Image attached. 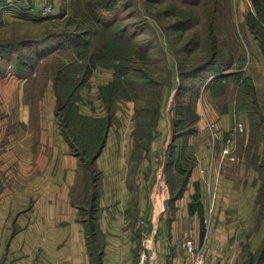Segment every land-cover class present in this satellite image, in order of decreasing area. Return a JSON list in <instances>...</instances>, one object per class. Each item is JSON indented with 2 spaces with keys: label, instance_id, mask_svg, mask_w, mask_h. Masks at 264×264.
Returning a JSON list of instances; mask_svg holds the SVG:
<instances>
[{
  "label": "crops",
  "instance_id": "obj_1",
  "mask_svg": "<svg viewBox=\"0 0 264 264\" xmlns=\"http://www.w3.org/2000/svg\"><path fill=\"white\" fill-rule=\"evenodd\" d=\"M232 75L223 72L195 88L196 118L187 133L176 130L174 137L160 107L142 151L134 144L130 102L111 111L115 120L95 159L99 264H136L144 237L151 246L147 264H189V253L176 243L184 235L205 249V264H246L258 255L264 246L258 212L263 173L253 158L262 153L250 145L247 124L237 136L235 159H221L220 153L228 129L242 122ZM109 83L87 86L100 93ZM22 88L10 89L16 118L0 120V264H93L80 212L86 189L77 195L76 188L81 158L54 119V98H46L41 86L35 93L40 115L30 120L32 100ZM78 106L93 117L109 113L103 99ZM210 122L218 129L214 141Z\"/></svg>",
  "mask_w": 264,
  "mask_h": 264
},
{
  "label": "rangeland",
  "instance_id": "obj_2",
  "mask_svg": "<svg viewBox=\"0 0 264 264\" xmlns=\"http://www.w3.org/2000/svg\"><path fill=\"white\" fill-rule=\"evenodd\" d=\"M45 1L0 0L3 123L16 118L10 89L19 87L25 88L24 98L32 100L30 120L39 118L35 93L43 86L46 98L51 96L56 102L54 119L61 127L67 120L70 124L64 129L77 139L80 132L87 130L85 125H98L97 121L73 109L72 104L70 112L65 113L66 107L59 115L56 113L59 97L55 77L74 79V103L89 107L95 100L105 99L102 92L88 87V82L110 80L112 84L106 91L109 118L105 125L109 128L114 123L110 111L130 102L134 144L137 151H142L149 140L150 123L160 115L159 107L162 115L167 114L171 128L179 117L194 119L195 88L200 89L209 77L230 71L243 92L239 119L243 126L248 125L250 145L263 150L254 128L261 126L257 122L264 114V53L259 44L262 55L255 54L259 40L248 18L257 13V8L264 11V0H47L53 12L43 14ZM260 15L264 17V12ZM84 85L87 88L83 89ZM72 147L71 152L74 148L83 151L80 144ZM86 161L77 180V195L97 176L96 165L93 168ZM262 173L264 191V170ZM89 195L83 201L82 216L86 219ZM260 199L264 215V195Z\"/></svg>",
  "mask_w": 264,
  "mask_h": 264
},
{
  "label": "trees",
  "instance_id": "obj_3",
  "mask_svg": "<svg viewBox=\"0 0 264 264\" xmlns=\"http://www.w3.org/2000/svg\"><path fill=\"white\" fill-rule=\"evenodd\" d=\"M256 11H257V13L255 15L253 14L255 17H253V15L249 14V18H248V19H250L249 25H250L251 30L254 32L256 38L259 40V44H260V46L263 50V53H264V17H262L260 15V13L264 12V11L260 10V8H257ZM35 12H37L36 9H35ZM38 12H41V10H38ZM196 71H198V70H196ZM196 71H195V73H196ZM111 84L112 83H109L107 86L102 88V93L104 94L105 103H108L110 100L109 97L106 95V91L111 86ZM79 85H78V87H79ZM76 87L77 86L74 83V79H71V78L70 79H62V78H59L58 76L55 77V89H56V92H57L58 97H59V100L57 102V110H56V113L58 115H59V111L61 109H66V107H69V105H71V104L74 106V108L73 107L67 108L65 110L66 111L65 113L70 112V110H69L70 108H73L76 111H78V106L74 103V99H73V95L75 93ZM241 90L242 89L240 88V84H239L238 107H237L238 112H239V110H241L240 108L244 106L243 100H241L243 98V92ZM245 93L248 95L249 92H245ZM253 95L254 94L252 92L251 93L252 101H254ZM106 105H108V104H106ZM192 113H193V117L196 118L194 111ZM260 115H261L262 119L260 120V122H257V123H260L261 126L260 127L256 126L254 129L258 130L257 136L260 137L259 139L261 140V143L263 145V150L261 151L262 154L260 155V158L257 156L253 158V163L256 162L257 166L263 172V170H264V114L263 115L260 114ZM88 117L92 121L96 120L98 125H93V126L85 125L84 128L87 130L80 132L78 134L77 139H76V137L69 135L67 132V129L66 130L64 129V126H66L67 124H70L67 120L62 125L63 128L61 127V130H62L64 136L69 141L71 147L73 146L72 148H74V145L76 143L80 144L83 147L82 152L76 150V148L73 149V150H75L73 152H75V154H77L81 158V164H80L81 171L83 168V164H85V161L87 159L89 160V164L92 165L93 168L95 167L94 166L95 159H96L97 155L100 153V151L104 145L106 135H107V131H108V125H105L104 121H107L109 117L108 118L107 117L96 118V117H92V116H88ZM67 118H68V116H67ZM158 118L159 117L157 116V118L154 119V121L152 123H150L151 131H150L149 138L152 137L154 134L153 130H154L155 123L158 120ZM194 119L186 120L183 117H179L178 119H175V122L173 123V136L176 137V135L180 132H183V133L189 132L190 129H189L188 124L191 123ZM178 122L181 123V126L178 129H176V125L178 124ZM80 125L81 124H79L78 126H80ZM252 128H253V123L251 125V129ZM176 130H179L180 132H177ZM251 134L254 136V131ZM134 135H135V131H134ZM83 136H86V138L82 139ZM147 146H148V143H147ZM94 169H96V167ZM96 173H97V171H96ZM97 176H98V173H97ZM97 176H93L91 178L90 184L89 185L86 184V186H85L86 194L90 193L89 198H88V204H89V217H88V219H86L85 217L82 216V212L84 210L83 202L81 203L82 206L80 207L81 218H82V220L85 221V229H86V232L88 234V240H89L88 243H89V249H90V253L92 256L93 264H99V255H98V251H97L98 249H97V245L95 244L94 238H93L94 232H95L94 216H95V204H96L95 203V195H96ZM261 195H264L263 184H262V190L260 191V195H259L258 212H259V216L264 217L263 213L260 210V207L262 206V204H261L262 201L260 199ZM85 201H87V198L84 200V202ZM87 224L89 227L88 229H87ZM263 258H264V246L261 248L258 255L250 257V260L246 264H261Z\"/></svg>",
  "mask_w": 264,
  "mask_h": 264
},
{
  "label": "built area",
  "instance_id": "obj_4",
  "mask_svg": "<svg viewBox=\"0 0 264 264\" xmlns=\"http://www.w3.org/2000/svg\"><path fill=\"white\" fill-rule=\"evenodd\" d=\"M49 1V0H48ZM47 0L44 2L42 6L43 14H51L53 12L52 3ZM97 73H101L100 69H95ZM210 134L213 139H217L219 137L218 129L216 122L209 123ZM244 130V126L240 121H235L233 125L228 129L226 135L223 138V143L220 149L221 159L229 158L235 159V145L237 136L240 132ZM212 209V208H211ZM209 218H206L205 221L208 222ZM150 240L148 237H144L141 241V249L138 253L136 264H147L149 259L148 249H150ZM176 243L182 247H184L190 255L189 264H205L206 260V252L202 246H197L194 239L189 235H184L178 237Z\"/></svg>",
  "mask_w": 264,
  "mask_h": 264
}]
</instances>
